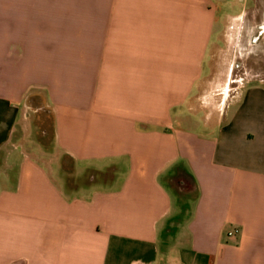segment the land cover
<instances>
[{
  "label": "crops",
  "instance_id": "crops-1",
  "mask_svg": "<svg viewBox=\"0 0 264 264\" xmlns=\"http://www.w3.org/2000/svg\"><path fill=\"white\" fill-rule=\"evenodd\" d=\"M216 16L215 0H0V264H264V83L223 85L216 129H188L210 126L189 104ZM32 95L53 114L51 162L13 143ZM64 159L121 179L74 189Z\"/></svg>",
  "mask_w": 264,
  "mask_h": 264
},
{
  "label": "rangeland",
  "instance_id": "rangeland-1",
  "mask_svg": "<svg viewBox=\"0 0 264 264\" xmlns=\"http://www.w3.org/2000/svg\"><path fill=\"white\" fill-rule=\"evenodd\" d=\"M215 3L216 31L221 34V39L218 41L220 44L210 51L208 56L210 72L202 79L200 88L195 90V95L189 104L192 114L201 115L200 117L209 115L207 124L211 127H206L205 121L201 119L192 121L189 128L187 126L190 131L198 133L216 129L217 126L214 125L217 123L216 116L222 109L218 100L223 85H229L228 95L231 98L238 88L247 83H264V0H215ZM22 109V119L16 126L13 143L22 146L26 155L33 159L46 162L55 160L58 154L55 153L54 141L43 146L33 123L35 112L27 106ZM65 165L67 167L66 169L64 167L63 177L71 179L69 183L74 184V189L86 190L90 180L91 187L102 189L109 184L111 177L117 179V183L121 179V168L111 170L109 163L90 164L89 172H84L85 169L80 165L75 175L71 173V165L68 161H65ZM67 187L71 189L73 185L70 187V184H67ZM166 188L172 196L174 205H179L175 191L169 185H166ZM179 246L186 251L181 255L182 259H185L189 250L186 237L180 240ZM174 255H176L174 251L169 250L166 258L179 259ZM128 258L129 256L126 255L121 256L122 260ZM167 264H171L170 261Z\"/></svg>",
  "mask_w": 264,
  "mask_h": 264
},
{
  "label": "trees",
  "instance_id": "trees-1",
  "mask_svg": "<svg viewBox=\"0 0 264 264\" xmlns=\"http://www.w3.org/2000/svg\"><path fill=\"white\" fill-rule=\"evenodd\" d=\"M26 106L36 114L34 127L40 143L45 146L54 140V119L50 109L45 107L44 99L39 95H32L26 99ZM65 163V159L63 161ZM179 194L194 198L196 195L195 186L190 178L185 175H177L172 179ZM189 183V184H188Z\"/></svg>",
  "mask_w": 264,
  "mask_h": 264
},
{
  "label": "built area",
  "instance_id": "built-area-1",
  "mask_svg": "<svg viewBox=\"0 0 264 264\" xmlns=\"http://www.w3.org/2000/svg\"><path fill=\"white\" fill-rule=\"evenodd\" d=\"M237 234H239V231L235 229L232 232H229L227 235L228 237H233L236 236Z\"/></svg>",
  "mask_w": 264,
  "mask_h": 264
}]
</instances>
